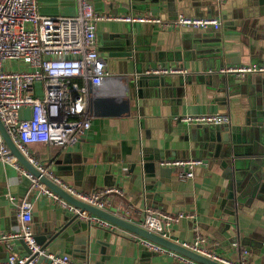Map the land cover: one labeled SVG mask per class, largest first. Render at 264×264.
<instances>
[{"label": "crops", "instance_id": "obj_1", "mask_svg": "<svg viewBox=\"0 0 264 264\" xmlns=\"http://www.w3.org/2000/svg\"><path fill=\"white\" fill-rule=\"evenodd\" d=\"M91 2L96 12L107 15H154L164 20L182 12L215 16L221 27L218 30L164 28L149 22L99 20L96 48L101 56L102 48L113 41L123 45V37L131 29L138 61L132 58L128 76L141 78L139 93L130 86L128 114L101 116L91 111V126L77 143L64 147L33 143L30 144L33 155L55 176L83 191L108 184L120 187V193L108 197L106 210L118 212L119 207H125L127 216L135 223L147 205L168 212H194L193 218L172 222L167 237L192 240L203 235L208 246L221 255L236 257L245 250L247 264H264V192L259 191L264 168L261 140L264 74L237 77L219 71L229 64L264 62V3L263 14L255 16L259 6L247 4V0H211L209 5L199 7L205 14L180 4L175 7L168 0ZM38 6L39 12L46 15H70L76 11L75 0H38ZM226 14H231V18ZM213 36L220 39V52L208 54L215 52L210 40ZM156 66H175L186 72L147 73ZM106 68L112 76L95 85L96 88L93 86L90 97L94 89L105 94L124 90V78L122 81L116 78V61H110ZM180 80L183 89L178 92ZM215 112L229 115V122L222 124V129L238 128L233 131L238 132L240 141L236 146L240 154L231 156L240 167L233 169L229 179L222 176V168L214 163V157L201 155L203 128L178 120L184 114ZM29 114L28 108L20 113L21 117ZM191 156L202 157L207 162L196 168L193 178L179 179L172 171L161 174L158 164L161 159ZM21 202L31 208L34 236L45 234L55 218L62 216L63 208L57 201L41 194L12 164L0 161V232L16 230ZM90 225L88 230L76 233L68 227L66 238H59L45 248L66 253L82 264H185L167 253L143 246L139 236L133 233L108 229L94 222ZM85 234L89 235L88 250L87 244L85 248L77 240ZM102 243L108 244L105 253L100 252ZM11 244L17 254L28 251L21 239H11ZM9 251L6 243L0 241V260Z\"/></svg>", "mask_w": 264, "mask_h": 264}, {"label": "built area", "instance_id": "obj_2", "mask_svg": "<svg viewBox=\"0 0 264 264\" xmlns=\"http://www.w3.org/2000/svg\"><path fill=\"white\" fill-rule=\"evenodd\" d=\"M75 5L73 14L46 15L39 12L38 0H0V120L19 151L38 170L76 198L105 208L108 197L114 192L120 193V187L109 185L83 191L55 176L30 149V144L38 142L62 147L73 145L90 128L91 88L112 76L107 71V62L96 48V23L115 18L127 22L157 23L164 28L220 29L221 22L215 16L182 12L164 20L154 15H107L96 12L91 0H75ZM219 71L237 77L247 73L264 74V62L229 64ZM185 72V69L175 66H156L147 71L151 74ZM23 108L29 109V116L21 117ZM178 120L219 125L227 124L229 115L226 112L184 114ZM0 161L12 164L41 194L76 213L79 219L108 229L116 228L112 223L70 204L42 183L10 153L1 133ZM158 164L169 167L176 177L186 180L193 178L196 168L207 165V162L202 157L191 156L167 157ZM16 215V230L0 232V241L10 249L0 264H82L66 253L49 251L36 242L29 204L21 202ZM193 217L194 212H168L147 205L142 209L137 224L167 237L172 222ZM15 238L25 242L27 253L20 255L13 251L11 239ZM139 238L143 246L156 252L167 253L185 264H200L149 239ZM174 241L221 264H247L245 250L236 257L221 255L208 246L203 235H196L192 240Z\"/></svg>", "mask_w": 264, "mask_h": 264}, {"label": "water", "instance_id": "obj_3", "mask_svg": "<svg viewBox=\"0 0 264 264\" xmlns=\"http://www.w3.org/2000/svg\"><path fill=\"white\" fill-rule=\"evenodd\" d=\"M171 2L175 7H178V4H180V7L194 9V11H197L199 14H205V10L203 8H199L202 6H207L210 4L211 0H168ZM264 0H257V3L253 0H247V4L249 5H258L259 10L255 13V16H261L263 14L262 6H263ZM217 9L218 6L216 5ZM200 9V10H198ZM218 12V10H217ZM249 15V14H248ZM228 18H231V14H226ZM228 23H232L231 21ZM239 23V22H238ZM237 24V22H236ZM191 28V27H188ZM193 29V28H191ZM209 29V28H205ZM131 29H128V33L125 34L123 38L124 44L120 45L113 41V43H110L106 47L102 48V57L107 62V64L110 63V61H116L117 67H118V74L116 75V78H119L122 81V78H124V90L123 91H114L109 92V94H105L102 91H97V89L93 90L92 95L90 97V106L91 111L96 115L101 116H122L125 114H128L130 111V99L127 94L130 86L132 88L137 89V93H139V85L141 83V78L138 77H129L128 74L130 73V68L132 69V58L133 61L137 60V48L132 45V34ZM212 30H218V29H212ZM123 36V35H122ZM113 40V38H112ZM211 42L214 43V51L208 52L209 53H218L220 52V39L217 37H212L210 39ZM207 55V53H206ZM131 61V62H130ZM130 62V63H129ZM183 82L180 80L178 84L180 86H177L178 92L182 91V84ZM96 88V86H94ZM222 124L219 125H209V124H202V125H196L203 128V139L200 140V149L201 155H208L214 157V163H217L222 168V176L226 178L232 177V171L233 169H238L240 166H238V162L235 161V159L232 158L231 155H239L240 152L238 150V147L236 144L240 141L238 132H234V130L231 126L229 127H223ZM234 130V131H233ZM0 133L2 135V138L4 139L5 143L7 144L9 151L11 154H13L17 160L27 169L29 170L35 177H37L42 183L47 185L50 189H52L54 192H56L61 198L65 199L70 204H73L80 209H85L89 213L94 214L110 223L115 225L116 228H120L122 230H125L127 232L133 233L139 237H143L145 239H149L157 244H160L170 250L176 251L186 257H189L196 262L200 264H221L209 257H206L202 254H199L189 248H186L179 244L178 242L174 241L173 239H170L168 237L161 236L157 233L151 232L139 224L132 221L127 216V211L125 212V207H119L118 212L114 210H106L104 208H99L95 205H91L83 200H80L67 192L65 189L60 187L56 182L53 181L52 178H50L48 175L42 173L40 170H38L33 164H31L27 158L19 151V149L16 147L14 142L12 141L10 135L7 133L4 125L2 124L0 120ZM236 134V135H235ZM261 140L264 142V132L262 133ZM142 150L140 148L138 149V152L141 153ZM232 165V166H231ZM94 171V170H93ZM92 171L91 179H94V174ZM171 171L169 167H161L160 172L163 174L164 172ZM261 181L259 185V191L264 192V168L263 172L261 174ZM78 183V182H77ZM111 186V184H108V186ZM94 188V186H91ZM92 189V188H91ZM62 220V222H61ZM91 223L88 221H84L78 218V215L76 213H71L68 210L63 208L62 216L56 217L54 223L50 224L47 228V232L45 234H38L35 237V240L37 243H39L42 247H46V245L55 243L59 238H66L67 237V229L70 227V230L76 232H80L81 230H88L90 228ZM109 232V230L106 231V233ZM81 239V240H80ZM22 240V239H21ZM81 243H84L85 248L87 244V250L89 249V235L85 234L77 239ZM24 246L26 247L25 242L23 241ZM106 243H102L100 245V252L105 253L106 250ZM27 248V247H26ZM86 249L83 250L85 252ZM82 252V253H83ZM100 260H103L102 258Z\"/></svg>", "mask_w": 264, "mask_h": 264}, {"label": "rangeland", "instance_id": "obj_4", "mask_svg": "<svg viewBox=\"0 0 264 264\" xmlns=\"http://www.w3.org/2000/svg\"><path fill=\"white\" fill-rule=\"evenodd\" d=\"M14 65L17 66V63L15 62ZM21 67H23V65H21Z\"/></svg>", "mask_w": 264, "mask_h": 264}]
</instances>
